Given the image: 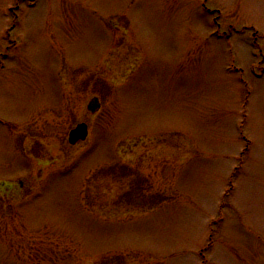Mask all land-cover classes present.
<instances>
[{"label":"rangeland","instance_id":"1","mask_svg":"<svg viewBox=\"0 0 264 264\" xmlns=\"http://www.w3.org/2000/svg\"><path fill=\"white\" fill-rule=\"evenodd\" d=\"M0 264H264V0H0Z\"/></svg>","mask_w":264,"mask_h":264},{"label":"water","instance_id":"2","mask_svg":"<svg viewBox=\"0 0 264 264\" xmlns=\"http://www.w3.org/2000/svg\"><path fill=\"white\" fill-rule=\"evenodd\" d=\"M88 108L92 113H95L100 108L98 98L90 101ZM89 130L86 123H80L73 128L69 133V142L71 145H76L79 142L85 141L88 138Z\"/></svg>","mask_w":264,"mask_h":264},{"label":"flooded vegetation","instance_id":"3","mask_svg":"<svg viewBox=\"0 0 264 264\" xmlns=\"http://www.w3.org/2000/svg\"><path fill=\"white\" fill-rule=\"evenodd\" d=\"M37 144V147L40 145L39 143H36Z\"/></svg>","mask_w":264,"mask_h":264}]
</instances>
